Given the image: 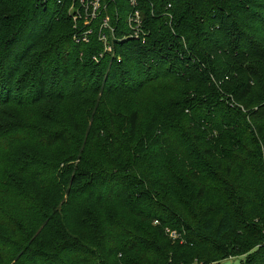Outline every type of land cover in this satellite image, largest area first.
Returning <instances> with one entry per match:
<instances>
[{"label": "trees", "instance_id": "16d2710c", "mask_svg": "<svg viewBox=\"0 0 264 264\" xmlns=\"http://www.w3.org/2000/svg\"><path fill=\"white\" fill-rule=\"evenodd\" d=\"M59 1L0 0V264H264V0Z\"/></svg>", "mask_w": 264, "mask_h": 264}, {"label": "built area", "instance_id": "2783aa9c", "mask_svg": "<svg viewBox=\"0 0 264 264\" xmlns=\"http://www.w3.org/2000/svg\"><path fill=\"white\" fill-rule=\"evenodd\" d=\"M61 2V0L59 1ZM114 0H70L68 12L71 14L74 21L82 19L85 25L94 20L97 16H103L101 21L102 28H109L108 23V7ZM129 6L126 10L127 25L131 32V36L138 37L139 33L143 31L141 8L139 0H126ZM91 32V29L87 30ZM87 41V38H83ZM101 39L105 40L104 36ZM105 48L110 50V47L105 44ZM172 238L176 239L178 236L175 231H169Z\"/></svg>", "mask_w": 264, "mask_h": 264}, {"label": "rangeland", "instance_id": "374dc122", "mask_svg": "<svg viewBox=\"0 0 264 264\" xmlns=\"http://www.w3.org/2000/svg\"><path fill=\"white\" fill-rule=\"evenodd\" d=\"M52 107L51 102H46L44 104V108L46 110L50 109ZM237 257H212L209 261L205 262L204 260L201 262H194V264H231L233 263Z\"/></svg>", "mask_w": 264, "mask_h": 264}]
</instances>
